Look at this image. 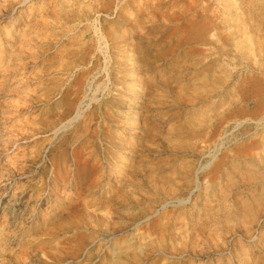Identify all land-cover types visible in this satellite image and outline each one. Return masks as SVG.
Instances as JSON below:
<instances>
[{
	"label": "rangeland",
	"instance_id": "obj_1",
	"mask_svg": "<svg viewBox=\"0 0 264 264\" xmlns=\"http://www.w3.org/2000/svg\"><path fill=\"white\" fill-rule=\"evenodd\" d=\"M0 264H264V0H0Z\"/></svg>",
	"mask_w": 264,
	"mask_h": 264
},
{
	"label": "bare ground",
	"instance_id": "obj_2",
	"mask_svg": "<svg viewBox=\"0 0 264 264\" xmlns=\"http://www.w3.org/2000/svg\"><path fill=\"white\" fill-rule=\"evenodd\" d=\"M258 1V0H257ZM259 123V122H258Z\"/></svg>",
	"mask_w": 264,
	"mask_h": 264
}]
</instances>
